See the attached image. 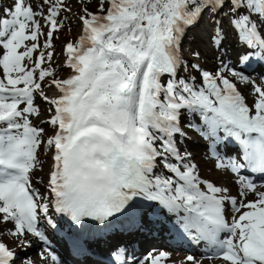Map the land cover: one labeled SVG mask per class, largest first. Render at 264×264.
Wrapping results in <instances>:
<instances>
[{"label": "snow or ice", "instance_id": "obj_1", "mask_svg": "<svg viewBox=\"0 0 264 264\" xmlns=\"http://www.w3.org/2000/svg\"><path fill=\"white\" fill-rule=\"evenodd\" d=\"M83 5L81 34L63 49L66 78L51 63L54 33L71 12L67 0H13L0 13V236L19 247L30 246L29 236L50 245L46 229L62 227L53 213L81 232L121 217L142 225L159 209L174 217L178 234L203 243L209 259L264 264V74L259 82L250 74L264 68V0H98L95 12ZM205 14L209 43L224 53L212 69L198 62V50L197 62L180 53ZM48 78L58 95L45 94ZM37 97L52 113L40 121L53 129L46 140L32 119L41 116ZM186 128L210 141L215 167L233 176L236 194L202 178L192 154L181 151ZM42 147L52 161L44 192L35 176ZM74 246L84 250L79 240ZM112 255L117 264L170 257ZM17 257L0 240V264ZM185 264L203 259L188 255Z\"/></svg>", "mask_w": 264, "mask_h": 264}, {"label": "rangeland", "instance_id": "obj_2", "mask_svg": "<svg viewBox=\"0 0 264 264\" xmlns=\"http://www.w3.org/2000/svg\"><path fill=\"white\" fill-rule=\"evenodd\" d=\"M86 2H87V4L91 5L94 8L92 10L89 9L90 11L95 12L97 10L98 0H84V5H83L84 7H87ZM67 3L71 7V12H64V13H62V16H61V18L67 17V20L65 21V27H66L65 32L66 33L63 36H60L58 34H54V39H53V49L52 50H54V56H53V64L51 66L56 69V72H57V75L59 78H66L71 72V69L64 67V61L66 60V56L63 54L64 45L68 41H75V39L78 38V36L81 34V29H82V24L77 19V17L82 14V12H81L82 0H67ZM12 4H13V0H0V13H2L3 8L5 6H11ZM206 18H208L207 14H205V19L202 22H200L197 26L192 28L193 32H191L189 34V41L184 42L182 45L183 57L188 58L192 62H197L196 59L194 57H192V51L193 50H199L200 44L204 45V43H200L199 42L200 40L198 39V37L196 38L195 36H193V34L195 32L196 33L200 32V39L201 40L205 39L207 41V43H209L208 37L212 31V25H211L209 19H206ZM40 22H41V25L43 26V31L46 34L48 31V27L44 24L43 19H41ZM194 29H196L197 31ZM46 39H47L46 35L42 36L40 38L39 43L41 45V49H42L43 43ZM208 45L210 46L209 50L211 52H214L215 48L210 43ZM39 51H40V49H38L34 53V59L36 57H38ZM220 54H221V56H223L224 55L223 51H217V52L215 51L214 54H212L213 55V60L211 61V62H213L212 67H215L220 62L219 61ZM218 56H219V58H218ZM228 62L230 63L229 60H228ZM250 74L254 79L257 80V82H259L260 78H261L259 76L264 74V68H262L261 70L253 71ZM50 79L51 78L46 79L45 82L43 83L42 87H43L45 94L49 95L51 97L52 95H58L59 93L55 88L49 87V80ZM248 91H249L248 89H243V92L245 95L248 94ZM249 100H251V97H249ZM36 103L38 104V106L41 109L40 119H42V120L46 119L47 120L52 115V113L47 111V109L50 107V105L45 103L43 100L39 99V97H37ZM33 119H34V117H33ZM188 119L192 120L193 118L191 116H189ZM34 122H36V125L38 127L44 128L45 132H44L43 139L46 140L47 137L49 135H51L53 132L52 126L47 124V123H41L37 119L36 120L34 119ZM193 122L198 123L199 121L194 120ZM182 126H184L183 123H182ZM186 131H187V138L189 141L184 139L181 142L183 147H184L183 149H181V151L186 150L192 154V158H193L194 162L198 165L201 177L205 178V179H209V180L215 182L219 186L220 185L227 186L230 188L232 194H236L237 187L233 183V176L227 170H221V169H217L215 167L216 161H215V158L211 155V152L209 149L210 141L204 139L199 133H195L194 129H189ZM217 150L220 151L222 154H225V152H226V150H223L222 148H217ZM39 160H40V167L36 170L35 176H36V178L41 179L43 181V183L42 184H36V186L40 188L41 192H44L45 191L44 184L47 183L48 173H49L51 163H52L51 152L47 151L44 147H42L39 151ZM228 182H230V184H228ZM225 183H226V185H225ZM230 185H232V186H230ZM252 198H253L252 196L248 197V199H252ZM227 214L229 216H231V211H228ZM53 216H54V214H53ZM153 220H154V217H152V218L146 217L144 221H148V222L151 221V222L147 223L146 226L145 225L137 226L135 228L136 230L134 231V233H136L137 235H143V234H145L144 231H147L148 228H149V230L151 229V227H153V229H154V226H150ZM5 226H7V228L12 227V225H10V224L5 225ZM5 226H3V227H5ZM147 226H148V228H147ZM139 229H140V231H139ZM155 229H156V227H155ZM46 230L50 234L53 233V230H51V229H46ZM113 232H115L118 237L122 236L121 237L123 239L122 243L127 242L128 238L130 237V236L124 237L123 234L119 233V231H113ZM62 235H64V234H62ZM49 237L51 238L50 235H49ZM59 238L63 241V239L61 238L60 235H59ZM130 238L132 240H130L128 243L131 247H134L136 244L135 242H137L136 239H138V237L133 235ZM28 239L31 241L30 246L19 247L18 246L19 242L15 241V239L13 237L8 236V235L0 236V240H4L6 243H8L10 248L14 249L17 252L18 257L16 258V260H18V262L16 264H25V262L29 259L33 260L35 262V264L38 261L46 263L48 261L49 257L46 256V257H39L38 258V254L48 253V250L46 249L47 246L43 242H41L38 239L33 238L31 236H29ZM52 239L53 238L50 239L51 242L55 243L57 246H60L59 243H57L56 241H52ZM67 241H69V240H67ZM116 243H117V240L113 244L112 243H103V244H104V246L110 245L111 249H114L115 246H116V248L119 247L118 245H116ZM142 244H143V242H142ZM148 245L150 246L149 248L152 247V250H154V247H157V246H153V245L151 246V244H148ZM156 245H159V243ZM174 250H173V254L170 253V257L166 261H164L165 264H185V258L189 255V252H186V251H190V250L189 249L186 250L185 248H176ZM113 251H119V250H113ZM191 252L195 253V251H191ZM99 253H101V252H99ZM103 254L110 255L111 252L110 253H103ZM196 254L197 253L191 254V255L195 256L197 259H203V264H221V262L217 259H209L207 253H199L197 255ZM44 263H42V264H44ZM60 264H64V261L62 260L60 262Z\"/></svg>", "mask_w": 264, "mask_h": 264}, {"label": "bare ground", "instance_id": "obj_3", "mask_svg": "<svg viewBox=\"0 0 264 264\" xmlns=\"http://www.w3.org/2000/svg\"><path fill=\"white\" fill-rule=\"evenodd\" d=\"M194 30H196V29H194ZM191 32H193V29L191 30ZM193 36H195L196 38L198 37V39L200 40L199 41L200 43H204V45L203 44L199 45L200 47H199L198 51L201 53L200 58H199V63L205 68H208V69L214 68V67H212V63L213 62H211V61L213 60V55L212 54H214L215 51L211 52L209 50V48H210V46L208 45L209 43H207V41L205 39L204 40L200 39V32L199 33L195 32L193 34ZM225 45H226V47L228 49V56L231 57L232 60H234L235 51L236 50H235V47H234V44H233L232 40L229 39V40L225 41ZM218 58H219V56H218ZM229 61L231 62V60H229ZM256 68H258V67H256ZM34 119L36 120L35 117H34ZM34 119H33V122H34ZM41 120L42 119H40L38 121L40 122ZM43 120H46V119H43ZM34 124L36 125V122H34ZM186 140H188V138H186ZM228 184H230V182H228ZM225 185H226V183H225ZM230 186H232V185H230ZM172 219H174V217H172L171 214L164 213V216H163V219H162L161 223L158 220H153L152 221L150 226H154V229H155V227H156V229L154 230L153 227H151V229H150L151 231H150L148 226H147L148 229H147V231H144L145 234H143V235H137L136 233H134L135 228L137 226L141 225V224H139V222H136V223L132 222V225L130 227L122 228L121 230L124 233V237H126V236L132 237L133 235L138 237V239H136L137 242H135L136 244H135L134 247H131L129 245V243H128L130 240H132L130 237L128 238L127 242L122 243L123 239L121 237H118L117 234L115 232H113V231H116L115 228L108 229V230L105 231V235L106 236L107 235H111V236H109L106 239L102 240L100 242V244H93V245H95L94 251L97 250L98 252H101V253H110L113 250H118V248H123L125 253L128 254V255L131 254V253H134V251H136V253H137L136 257L140 258L141 254H143L146 251V249L150 247L148 244H151V246L152 245L156 246V244L160 243V240L166 239V238L168 240V237L171 236V239L174 241L173 244L175 246H177V247H186L185 248L186 250L189 249L190 251H195V253H197V254H199V253H207L205 251L203 243L201 245H199V246L195 245L194 243L193 244L183 245L180 242V240H179V236H181V235L178 234V232L175 229H173V227H172V223H171ZM150 222L144 221V223L142 225L146 226V224L150 223ZM5 228L7 229V226H5ZM62 234L63 233L60 232V231L56 232L57 240L60 241L61 245L65 249H67L68 251L69 250H73V251H69V252H71L73 254V256H75V255H80L81 256V260L80 261L72 260V259H69V258L63 259L64 264H103V263H100L96 259H89V255H91L94 252V251H91V250H93V246H87L86 242L84 241L82 244H83L84 247H86V250H83L82 252H78L76 250V247L74 246V243H71L70 241H67L68 239H67L66 235L65 234L62 235ZM120 234H122V233H120ZM49 235L51 236V238H53L54 237V232L51 233V234L49 233ZM59 235L61 236L63 241L59 238ZM115 239L117 240L116 245L119 246L118 248H116V246H115L114 249H111V247H104L103 243H112L113 244V243L116 242ZM187 240H188L187 237H184V240H182V241L184 243H187L188 242ZM142 242H143V244H142ZM169 245L172 246V242L171 241H170ZM163 251L173 254V251H171V250H168V251L163 250ZM17 262H18V260H15V264ZM162 264H165V262L163 261Z\"/></svg>", "mask_w": 264, "mask_h": 264}, {"label": "trees", "instance_id": "obj_4", "mask_svg": "<svg viewBox=\"0 0 264 264\" xmlns=\"http://www.w3.org/2000/svg\"><path fill=\"white\" fill-rule=\"evenodd\" d=\"M86 6H87V8L88 9H90V10H92V9H94L91 5H89V4H87V2H86ZM66 27L64 26V28L63 29H61L60 31H58V32H56V33H54V34H58V35H60V36H63L66 32ZM188 59V58H187ZM192 62V61H191ZM53 64V62L51 63V65Z\"/></svg>", "mask_w": 264, "mask_h": 264}]
</instances>
